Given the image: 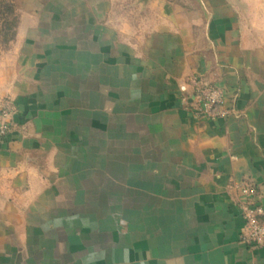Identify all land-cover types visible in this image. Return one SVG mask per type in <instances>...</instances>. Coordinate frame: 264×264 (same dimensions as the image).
<instances>
[{
	"label": "crops",
	"instance_id": "obj_1",
	"mask_svg": "<svg viewBox=\"0 0 264 264\" xmlns=\"http://www.w3.org/2000/svg\"><path fill=\"white\" fill-rule=\"evenodd\" d=\"M109 1L20 18L0 264H264L240 240L242 184L264 210V0H146L124 26ZM193 76L232 112L191 115Z\"/></svg>",
	"mask_w": 264,
	"mask_h": 264
},
{
	"label": "built area",
	"instance_id": "obj_2",
	"mask_svg": "<svg viewBox=\"0 0 264 264\" xmlns=\"http://www.w3.org/2000/svg\"><path fill=\"white\" fill-rule=\"evenodd\" d=\"M179 91L182 99L186 101L188 112L199 119L215 120L224 118L232 112L223 89L206 83L198 76H193L187 83L180 84ZM14 111L15 107L9 100L1 104L0 137L7 135L11 130ZM240 192L244 197L240 202L241 215L244 219L240 240L249 247H256L264 241V210L255 201L254 184H242Z\"/></svg>",
	"mask_w": 264,
	"mask_h": 264
},
{
	"label": "rangeland",
	"instance_id": "obj_3",
	"mask_svg": "<svg viewBox=\"0 0 264 264\" xmlns=\"http://www.w3.org/2000/svg\"><path fill=\"white\" fill-rule=\"evenodd\" d=\"M38 1L52 0H0V87L17 66L18 42L16 39L20 18L24 12L38 10L40 7ZM141 7L143 3H138V0L109 1V14L124 15V21L119 24L124 26L130 24L129 21L139 18V14L143 13ZM8 99V96H0V103Z\"/></svg>",
	"mask_w": 264,
	"mask_h": 264
},
{
	"label": "water",
	"instance_id": "obj_4",
	"mask_svg": "<svg viewBox=\"0 0 264 264\" xmlns=\"http://www.w3.org/2000/svg\"><path fill=\"white\" fill-rule=\"evenodd\" d=\"M144 1H146V0H140V2H142V3H143Z\"/></svg>",
	"mask_w": 264,
	"mask_h": 264
}]
</instances>
